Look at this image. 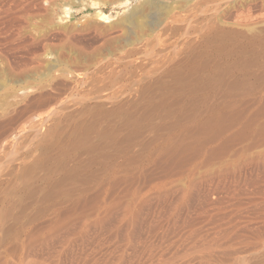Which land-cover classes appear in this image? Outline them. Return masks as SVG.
<instances>
[{"label":"bare ground","instance_id":"bare-ground-1","mask_svg":"<svg viewBox=\"0 0 264 264\" xmlns=\"http://www.w3.org/2000/svg\"><path fill=\"white\" fill-rule=\"evenodd\" d=\"M134 1L124 0L127 14L116 21L139 31L131 32L134 37L127 33L124 43L132 48L121 56L105 54L82 72L54 65L34 78L23 70L10 72L0 85L9 84L13 98L19 90L30 93L0 107V137L7 136L12 127L5 129V125L13 122H27L33 131L23 153L21 143L30 136L10 144L17 152L12 149L7 156L13 155L17 166L10 165L11 159L0 162V248L10 240L19 244L23 235L29 240L49 237L54 230L75 223L72 215L80 229L104 221L106 213L101 216L100 211L110 206L99 200L91 203L92 218L77 208L86 205L83 196L100 183L107 193L119 180H156L150 181L146 191L155 190L160 180L177 181L183 199L184 178L195 180L198 164L203 167L200 172L217 171L223 178L240 164L233 163L236 154L227 150L234 142L250 134V149L263 139L264 109L255 106L264 100V24L257 25L264 21L257 20L253 9H264V0L259 5L252 3L256 0L223 1L227 8H241L235 19H229L232 13L226 18L214 10L195 29L203 31L199 50L188 38L180 46L177 43V49L176 44L161 41L159 49L154 48L159 58L149 65L142 55L149 45L145 38L156 34L164 20L146 21L144 6L150 4L135 7ZM73 4L93 9L100 20L108 19L96 0L66 2L62 6L65 17ZM168 46L171 52L165 51ZM177 57L181 59L173 63ZM43 78L58 82L52 87L29 81ZM116 100L120 105L106 108ZM43 110L47 112L31 121V114ZM143 132L149 139L142 137ZM207 145L215 147L207 149ZM199 156L204 158L197 161ZM152 166L165 167L163 176L153 174L154 169L148 168ZM92 167L95 169L86 173ZM135 188L124 205L126 214L143 204L145 193ZM68 205L73 213L60 214ZM15 264L31 262L19 258Z\"/></svg>","mask_w":264,"mask_h":264},{"label":"rangeland","instance_id":"rangeland-1","mask_svg":"<svg viewBox=\"0 0 264 264\" xmlns=\"http://www.w3.org/2000/svg\"><path fill=\"white\" fill-rule=\"evenodd\" d=\"M68 1L70 0H0V75L5 76L3 79L0 76V85L7 75H11L10 72L23 70L34 78L43 75L52 65L56 69L66 67L64 69L82 72L88 64L101 59L105 54L121 56L125 50L132 48L125 45V37L127 33L128 37H134L131 32L139 31L128 24H116V21L127 14L123 12L124 0H96L108 18L106 21L98 19L93 9L79 4H73L69 16L65 17L62 6ZM223 1L225 0H135V7L143 3L150 4L144 6L146 21L164 20V26L157 28L156 34L145 38L149 45L142 55L146 56L147 64H153L159 58L154 54L157 51L154 48L159 49L161 41L176 44L177 49L188 38V42L199 50L202 40L200 33L203 31L195 29L202 26L205 18L218 10L226 18L232 13V19H229L233 20L241 10L227 8ZM259 2L260 0H256L252 3L259 5ZM253 10L257 20L264 21V9L257 6ZM263 24L261 22L257 25ZM165 51L171 52L170 46ZM148 58L152 63H149ZM180 59L174 58L173 63ZM54 80L56 79L43 78L29 81H40L43 85L52 84L53 87L54 82H58ZM67 80L71 78L67 77ZM7 87L10 88L9 84ZM7 87L0 86V107L6 102L9 105L30 95L28 90H19L18 95L13 98ZM118 104L120 105L116 100L108 103L106 108L112 110ZM256 104L255 108L261 106L264 109V100ZM40 112L31 114V121L44 115L47 110ZM51 122L46 126L50 128ZM26 125L27 122L5 125V129L12 127V130L7 136L0 137V162L12 160L13 155L12 158L7 156L13 149L10 147L12 142L30 136L21 143V152L28 146L33 131ZM142 137L149 139L150 136L143 132ZM252 138L249 134L227 149L236 154L233 163L240 164L233 173L223 178L217 171L207 174L200 172L203 167L198 164L195 180L184 178L186 193L183 199H180L182 193L177 189V181H172L171 184L160 180L155 190L146 191L150 181L156 180L147 181L144 177L124 182L119 180L113 185V190L107 193L103 192L100 183L83 196L86 205L83 203V207L77 208L78 211L85 212L87 218H92L94 212L91 203L99 200L110 206L108 210L100 211L101 216L106 213L104 221L91 223L80 229V224L75 221L76 216L72 215L71 222L75 223L54 230L49 237L29 240L23 235L19 244L7 241L3 247L6 251L0 248V264H15L19 258L29 260L31 264L263 263L264 137L259 143H254V148L249 149ZM208 146L207 149L215 147ZM15 152L17 151L13 149L12 153ZM198 158L195 159L198 161L204 157ZM247 158L248 162L243 161ZM12 161L9 160L10 165L17 166V161ZM148 168L154 169L153 174L158 177H162L165 170V167ZM94 169L89 168L86 173ZM136 186L141 190L140 194H147V198L144 194L143 204L138 207L133 204L132 207H136V210L126 214L124 205L131 200L130 197L134 194L130 195V192ZM69 206L64 210L60 209L59 213H73Z\"/></svg>","mask_w":264,"mask_h":264}]
</instances>
